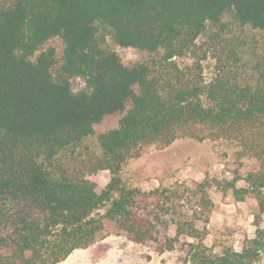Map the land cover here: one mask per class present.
I'll list each match as a JSON object with an SVG mask.
<instances>
[{
	"label": "trees",
	"instance_id": "16d2710c",
	"mask_svg": "<svg viewBox=\"0 0 264 264\" xmlns=\"http://www.w3.org/2000/svg\"><path fill=\"white\" fill-rule=\"evenodd\" d=\"M227 16L264 33V0H0V264H60L113 233L158 254L181 244L188 264L261 259L259 226L241 251L205 244L211 182L143 191L121 176L146 147L235 141L259 170L246 188L237 179L216 187L237 201L256 196L264 213V71H215L206 80L174 61L206 59L197 41ZM105 32L119 47L156 54L154 68L123 66ZM53 39L63 43L61 57L46 47ZM237 50L228 54L234 64ZM92 138L98 152L83 159ZM101 171L111 180L98 192Z\"/></svg>",
	"mask_w": 264,
	"mask_h": 264
},
{
	"label": "rangeland",
	"instance_id": "374dc122",
	"mask_svg": "<svg viewBox=\"0 0 264 264\" xmlns=\"http://www.w3.org/2000/svg\"><path fill=\"white\" fill-rule=\"evenodd\" d=\"M105 32L106 46L114 51L125 67L138 64L153 66L158 60L150 54L134 48L117 46ZM47 48L56 49L61 57L63 43L60 39L49 41ZM197 53H207V58L189 54L174 59L182 71L196 68L203 71L206 80L215 71H264V33L251 26L241 27L229 16L218 25H209L207 31L197 41ZM202 48V51H201ZM237 48L241 61L232 63L228 59L230 49ZM190 71V70H189ZM256 73V72H255ZM72 87L79 91L85 88L82 79H73ZM98 152L96 139L87 140L78 152L83 159ZM259 161L249 156H241V148L235 141L205 140L199 142L190 138H180L170 147L158 149L155 146L143 149L141 156L129 159L122 168L121 176L125 185L151 191L159 187L196 183H212L210 198L215 207L205 228V244L216 253L225 248L241 251L247 239L256 236L258 226L264 229V213L260 214L259 199L249 195L244 201H237L232 191L217 189L220 181L237 179L238 188H246L247 175L259 170ZM101 192L110 182L111 174L101 171L93 176ZM174 235V229L171 231ZM186 252L181 244L173 252L158 254L152 244H136L124 235L113 233L85 250L75 251L60 264H188ZM255 264H264V252Z\"/></svg>",
	"mask_w": 264,
	"mask_h": 264
}]
</instances>
